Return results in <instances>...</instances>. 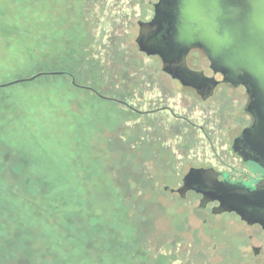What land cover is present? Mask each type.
<instances>
[{"label":"rangeland","instance_id":"rangeland-1","mask_svg":"<svg viewBox=\"0 0 264 264\" xmlns=\"http://www.w3.org/2000/svg\"><path fill=\"white\" fill-rule=\"evenodd\" d=\"M153 3L0 0V82L63 73L0 89V264H234L242 251L224 231L238 229L233 216L163 190L178 186L184 160L215 165L201 134L141 130V115L106 100L142 110L167 95L195 122L240 127L229 113L241 103L223 98L237 97L203 104L138 51ZM190 63L209 73L204 57ZM217 142L230 163L228 135Z\"/></svg>","mask_w":264,"mask_h":264},{"label":"water","instance_id":"water-1","mask_svg":"<svg viewBox=\"0 0 264 264\" xmlns=\"http://www.w3.org/2000/svg\"><path fill=\"white\" fill-rule=\"evenodd\" d=\"M137 25L138 51L159 56L162 72L182 86L194 88L202 100L212 95L216 82L186 67L185 57L191 49L201 50L212 72L224 81L237 85L244 79L252 86L258 80L257 85L264 87V0H158L152 20ZM60 75L63 73H39L0 84V89ZM72 84L76 86L73 79ZM216 177L212 170L190 171L176 192L184 199L188 191L199 190L203 197L200 208L217 201L214 214L233 212L251 224L253 195L218 182Z\"/></svg>","mask_w":264,"mask_h":264},{"label":"flooded vegetation","instance_id":"flooded-vegetation-1","mask_svg":"<svg viewBox=\"0 0 264 264\" xmlns=\"http://www.w3.org/2000/svg\"><path fill=\"white\" fill-rule=\"evenodd\" d=\"M157 2L158 0H156V3ZM156 3L152 4L153 10L151 17L146 21L139 22L147 23L152 20L154 5ZM147 57L156 58L160 62V71L162 74L169 77L172 83H176L178 87L183 88V90L193 92L203 104L212 99L218 91H223L224 94L231 93L232 96L237 97V100H232L231 98L228 99V96H223L225 102L228 101L230 103L234 101L236 105L241 103L240 107H236L238 108L237 112L229 113V117L237 115L236 119L240 125L236 133L230 134V130L222 129L221 126L212 127L204 121L198 123L190 117L179 114L176 110L178 108V105L176 106L175 104L176 102L172 99V102L168 103L169 98H164V96L167 97V95H161L156 102H150L148 98H143L142 102L146 104L142 110H137L130 104V101L122 97L113 96L111 99H108V101H112L118 106L126 108L129 112L141 115L143 117L140 123L141 130H185V132L186 130H194L201 134V138L203 139L202 146L215 165H203L202 163L184 160L187 169L180 176L178 186L175 188L165 186L163 190L165 192L168 191L171 196L179 198L180 200H185L189 195L198 197V210L206 213L210 218H220L225 215L233 216L237 220L235 225L239 230L233 228V230L229 229L224 231L226 232L227 238L231 239L235 245L239 244L242 251L235 248L237 255L236 258L232 260V263L264 264V87L260 88L257 85L259 84L258 80H255L252 86L244 79L239 81L237 85L224 81L219 73L214 74L212 72L209 62L201 50L191 49L185 57L186 67L190 71L203 73L206 78H214L216 82L212 95L206 100H202L194 88L182 86L179 81L172 79L169 75L162 72V60L159 56ZM203 57L208 63L207 68L210 74L207 73L205 69L195 68L193 64L190 63V60L197 63ZM91 91L98 97H101L94 90ZM216 130L218 136L215 137L214 134ZM227 135L228 144H226V149L224 151L227 153L226 156H228L230 163L226 162L221 157L222 150L219 149L221 142H217L221 140V138L226 139ZM176 146L177 149L180 148L184 150L186 143H179ZM187 149L189 150L188 153L192 152V148L189 144ZM204 154L205 153L202 152L201 156L198 157H203ZM216 165H218V167ZM195 170H212L217 174L216 180L218 182L234 185L237 188L243 189L245 193L253 195L254 207L252 209V223L250 224L243 221L233 212L214 214L213 209L219 206L217 201H210L206 203L204 208H200L199 202L203 197L199 190H190L185 194V198L181 199L176 191L183 185V179L189 172ZM217 226L210 228L211 232L220 234L221 231L223 232V228L221 229Z\"/></svg>","mask_w":264,"mask_h":264},{"label":"trees","instance_id":"trees-1","mask_svg":"<svg viewBox=\"0 0 264 264\" xmlns=\"http://www.w3.org/2000/svg\"><path fill=\"white\" fill-rule=\"evenodd\" d=\"M0 84H2V83L0 82Z\"/></svg>","mask_w":264,"mask_h":264}]
</instances>
